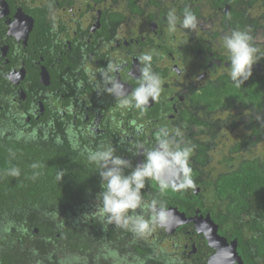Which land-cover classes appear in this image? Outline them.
<instances>
[{
    "label": "flooded vegetation",
    "instance_id": "af4514ba",
    "mask_svg": "<svg viewBox=\"0 0 264 264\" xmlns=\"http://www.w3.org/2000/svg\"><path fill=\"white\" fill-rule=\"evenodd\" d=\"M252 1L0 0V119L8 123L0 127V139L19 137L11 124L22 119L32 126L30 137L40 135L57 144L76 142L75 150L110 145L135 166L145 159L134 154L138 146L141 152L152 150L166 131L173 147L192 149L189 166L194 187L161 193L155 182H146L144 200L154 197L158 204L175 209L176 215L168 220L170 231L157 226L139 236L140 247L163 264H210L222 251L230 257L221 264H264L260 201L248 198V206L239 212L213 194L231 166L226 161L249 157L234 148L241 135L248 138L249 126L256 123L253 107L245 108L235 101L237 97L226 98L221 92L222 85L235 84L228 75L226 34L246 30L258 51L264 50V1L258 0L260 8ZM186 9L197 18L195 30L181 26ZM170 11L178 18L175 31L168 25ZM39 25L50 30L38 33ZM260 52L253 75L264 74V51ZM144 54L152 55L151 71L161 78L159 99L150 100L143 112L120 108L116 96L102 90L110 86L103 73L110 62L117 66L108 75L124 85L130 98L139 86L143 67L139 57ZM206 98L211 102L221 98L225 104L210 112ZM98 203L91 200L85 205L96 209ZM203 221L216 226L224 248L212 247ZM104 227L100 222L101 233L85 236L91 242L112 239ZM74 229L83 233L79 226ZM33 234L39 230L34 228ZM88 247L63 256L64 264H75V259L82 264L79 254L83 257ZM93 257L81 261L99 264L94 262L97 254ZM41 260L53 264L47 261L43 244Z\"/></svg>",
    "mask_w": 264,
    "mask_h": 264
},
{
    "label": "trees",
    "instance_id": "16d2710c",
    "mask_svg": "<svg viewBox=\"0 0 264 264\" xmlns=\"http://www.w3.org/2000/svg\"><path fill=\"white\" fill-rule=\"evenodd\" d=\"M206 1L230 4L238 2ZM251 3L258 8L264 5L258 6V0ZM38 11L41 9L34 12L40 13ZM48 30L50 29L42 28L41 25L37 28L38 33ZM234 85H222L221 92L226 98L237 97L239 100L235 101L245 108L253 107L256 123L249 126L248 138L241 135L234 148L240 153H248L249 157L247 160L226 161L231 166L226 167V173L219 179L213 194L232 210L237 208L242 212L248 206V198H255L264 207V74L255 72L244 85ZM222 99L224 100V96ZM206 102L210 112H216L221 104H225L221 98L212 102L206 98ZM12 124V130L19 137L9 135L5 138L6 141L0 142V264H44L41 260L42 244L49 263L64 264L63 259L58 257L67 247L73 250L77 245L78 249L75 247V250L85 249L78 236V240L74 239L76 245L72 243L70 234L72 238L76 235L73 223H67L70 225L68 228L64 222L70 219L74 211H78V204L89 202L103 191L101 177L95 165L88 163L86 148L80 146L75 150L69 141L57 144L52 139L42 140L39 135L30 137L32 126H27L22 119ZM1 126H8V123L4 124L0 119ZM255 135L258 137L257 141L252 140ZM33 164L37 167L33 168ZM13 168L20 170L18 177L9 174ZM60 176L62 178L58 179ZM34 228L39 230V234H33ZM64 228L68 229L64 231ZM117 232L120 233L115 227L110 234L114 236ZM130 233L131 231L122 228L119 237L125 240V235L131 236ZM131 244L133 251L127 252L123 257L118 256L119 264H134L137 257L141 263L142 258L147 256L139 242L132 241ZM102 249V254L97 253L94 262L114 264L111 257L105 258L111 248H107L104 243ZM22 253L28 259L22 257ZM91 255L93 254L88 253L90 261L94 259ZM76 261L75 259V264ZM80 262L87 264L81 260Z\"/></svg>",
    "mask_w": 264,
    "mask_h": 264
},
{
    "label": "clouds",
    "instance_id": "9594fccd",
    "mask_svg": "<svg viewBox=\"0 0 264 264\" xmlns=\"http://www.w3.org/2000/svg\"><path fill=\"white\" fill-rule=\"evenodd\" d=\"M177 19L173 11L168 13L167 20L170 30L175 31ZM181 26L184 29L195 30L197 28L195 14L186 9L183 13ZM223 47L229 55L230 70L228 75L236 87H240L252 76L253 65L259 60L257 55L258 53L261 54L260 49L264 50L260 47L258 51L252 42V36L246 30H233L230 35L226 34L223 37ZM152 59L153 57L150 54H144L139 57V60L143 64V67L140 69L141 78L139 86L134 89L130 98L124 90V85L108 75L109 72L118 70L117 66L111 62L107 66V71L103 73L105 84L110 86L102 90L114 94L120 108L130 109L135 107L143 112L149 101L158 100L161 94V78L158 74L151 71ZM167 136L168 133L166 131L163 132L162 137L165 138H160L152 150H143L141 152L142 146H138L140 150L134 154H142L145 159L142 162L136 163L135 166L130 159L116 155L115 149L110 145H101L96 149L87 150L88 163L95 165L96 171L99 172L101 177L103 191L92 199L98 200V207L96 209H88L87 207L90 205L85 204L89 202L78 204V211H74L71 217L70 215L66 217H70V221L66 219L64 222L65 225L73 223V229L79 226L83 232L80 233L79 230L74 229L76 235L75 237L73 235V238L70 234L69 238L74 245H76L74 239L78 240V237L82 247L90 245L88 252H85L83 257L79 254L81 260L85 262L89 261L88 253H92L93 255L91 256L97 253L102 254L103 244L106 243L107 248H111L113 252L109 251L105 258L111 257L114 264H119L118 256L123 257L126 252L133 251L132 244L130 245V243L137 241L139 236L149 234L157 226L165 227L166 231H170L167 223L169 219L175 218V209H167L163 203L158 204V202L153 201L157 200L154 197L146 199L148 201L146 202L142 195V190L145 189L146 182L148 181L155 182L161 193L168 190L178 191L194 187L192 168L189 166L192 149L190 147H181L178 144L173 147L169 139L166 138ZM78 146L76 142L72 144L74 149L78 148ZM32 167L36 168L37 165L33 164ZM9 174L18 177L20 170L18 168L10 169ZM61 178L62 176L58 177V179ZM82 205L85 206L83 207ZM100 222L105 225L103 228L104 232L110 233L112 228L117 227L120 233L123 228L131 231L130 234L132 235H125V240H123V238L119 237L120 233L117 232L114 236H111L112 239L104 237L99 241L94 240L91 242L85 234L91 236L101 233L102 230L99 228ZM203 224L204 227L208 226V223L205 221H203ZM67 226L68 228L70 227L68 224ZM91 226L93 227L91 228ZM68 228H64V231ZM207 234L209 243L214 247L213 242L215 241L210 238L209 233ZM134 236L136 238L132 239L131 237ZM121 241L123 242L121 243ZM124 244H127L126 246L129 249L126 250L121 247ZM92 245H96V248L93 250H91ZM113 246L120 250H116ZM75 247L78 249L77 245ZM75 247L73 250H71V247H67L68 253L75 251ZM123 250L124 252L121 253ZM62 257L59 255L58 258ZM137 258L134 264L139 263V257ZM124 264L126 263L124 262ZM139 264L163 263L161 258H153L147 255L145 258H142Z\"/></svg>",
    "mask_w": 264,
    "mask_h": 264
},
{
    "label": "water",
    "instance_id": "95a60500",
    "mask_svg": "<svg viewBox=\"0 0 264 264\" xmlns=\"http://www.w3.org/2000/svg\"><path fill=\"white\" fill-rule=\"evenodd\" d=\"M171 219L173 220L174 218ZM206 232L209 233L210 238L213 241H215L213 242V246L215 247V249H221L222 247L224 248L223 241L221 237H219L218 229L216 228V226L208 224V226L206 227ZM229 257L230 255L229 256H226L225 254L223 255V251H222V253H217L211 258L210 264H221L222 260Z\"/></svg>",
    "mask_w": 264,
    "mask_h": 264
},
{
    "label": "rangeland",
    "instance_id": "374dc122",
    "mask_svg": "<svg viewBox=\"0 0 264 264\" xmlns=\"http://www.w3.org/2000/svg\"><path fill=\"white\" fill-rule=\"evenodd\" d=\"M232 138L230 139V142H232ZM228 145H231V144H228ZM119 246H121V245H119ZM114 247V246H113ZM121 247H123L124 248V246H121ZM116 250H120V249H118V248H116V247H114ZM126 250L128 249V248H125ZM110 251H112V250H110ZM122 252H124V250L123 251H121V253ZM68 253V250L66 249V251L65 252H62L61 254H60V256H64V255H66ZM127 253V252H126ZM80 260H81V258H80ZM137 264H139V263H137Z\"/></svg>",
    "mask_w": 264,
    "mask_h": 264
},
{
    "label": "crops",
    "instance_id": "0c3cea01",
    "mask_svg": "<svg viewBox=\"0 0 264 264\" xmlns=\"http://www.w3.org/2000/svg\"><path fill=\"white\" fill-rule=\"evenodd\" d=\"M4 133H5V132H3L2 134H4ZM4 136H5V135H4ZM1 141H5V140H3V139H0V142H1Z\"/></svg>",
    "mask_w": 264,
    "mask_h": 264
}]
</instances>
